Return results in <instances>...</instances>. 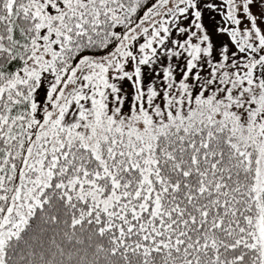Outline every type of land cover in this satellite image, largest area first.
Wrapping results in <instances>:
<instances>
[{"label": "snow or ice", "instance_id": "1", "mask_svg": "<svg viewBox=\"0 0 264 264\" xmlns=\"http://www.w3.org/2000/svg\"><path fill=\"white\" fill-rule=\"evenodd\" d=\"M0 264H264V0H0Z\"/></svg>", "mask_w": 264, "mask_h": 264}]
</instances>
